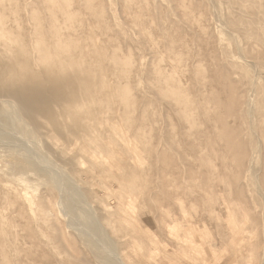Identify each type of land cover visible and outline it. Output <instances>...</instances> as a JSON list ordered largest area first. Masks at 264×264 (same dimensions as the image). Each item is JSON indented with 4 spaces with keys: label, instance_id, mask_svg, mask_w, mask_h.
I'll return each mask as SVG.
<instances>
[{
    "label": "rangeland",
    "instance_id": "obj_1",
    "mask_svg": "<svg viewBox=\"0 0 264 264\" xmlns=\"http://www.w3.org/2000/svg\"><path fill=\"white\" fill-rule=\"evenodd\" d=\"M0 2V264H264V0Z\"/></svg>",
    "mask_w": 264,
    "mask_h": 264
},
{
    "label": "bare ground",
    "instance_id": "obj_2",
    "mask_svg": "<svg viewBox=\"0 0 264 264\" xmlns=\"http://www.w3.org/2000/svg\"><path fill=\"white\" fill-rule=\"evenodd\" d=\"M2 1H3V0H2ZM44 1H45V0H44ZM46 1H47V0H46ZM0 3H1V2H0ZM50 3H52V2L50 1ZM50 3H49V5H50ZM0 7H1V6H0ZM13 7H14V6H13ZM2 9H3V8H2ZM49 9H51V8L49 7ZM13 11H14V10H13ZM14 12H15V11H14ZM12 13H13V12H12ZM67 14L69 15V13H66V15H67ZM1 15H2V17L4 16L3 14H1ZM10 15H11V14H10ZM70 15H71V14H70ZM33 16H34V14H33ZM51 16H52V15H51ZM62 16H63V15H62ZM71 16H73V15H71ZM69 17H70V16H68V17H66V18H69ZM73 17H74V16H73ZM5 18H6V17H5ZM36 18H38V17H36ZM50 18H51V17H50ZM64 18H65V14H64ZM66 18H65V19H66ZM70 18H71L70 21H73V20H72V17H70ZM6 19H7V18H6ZM10 19H11V18H10ZM31 19H32V18H31ZM53 19H54V18H52V20H50V23H51V21H52V25L54 26V25H55L54 23H56L55 21H56L57 19H56V17H55L54 21H53ZM4 20H5V19H4ZM4 20H3V21H4ZM33 20H34V18H33ZM38 20H40V19L38 18ZM38 20H37V21H38ZM37 21H36V22H37ZM67 21H68V19H67ZM32 22H33V21H32ZM53 22H54V23H53ZM9 23H10V22H9ZM38 23H39V22H38ZM38 23H37V24H38ZM6 24H7V22H6ZM38 25H39V24H38ZM50 25H51V24H50ZM52 25L50 26V28L52 27ZM20 26H21V24H20ZM39 26H40V25H39ZM4 27H5V26H4ZM56 27H57V26H56ZM15 28H16V27H15ZM37 28H38V26H37ZM59 28H60V31H61V27H59ZM9 29H10V27H9ZM18 29H19V27H18ZM35 29H36V28H35ZM52 29H53V27H52ZM52 29H51V30H52ZM55 29L57 30V28H55ZM16 30H17V28H16ZM16 30H15V31H16ZM38 30H40V29L38 28L36 31L39 32ZM53 30H54V29H53ZM56 30H55V31H56ZM1 31H2V30H1ZM5 31H6V30H5ZM15 31H14V32H15ZM34 31H35V30H34ZM57 31H58V30H57ZM37 32H36V33H37ZM10 33H11V31H10ZM34 33H35V32H34ZM52 33H53V31H52ZM57 33L59 34V32H57ZM4 34H5V33H4ZM53 34L55 35V33H53ZM40 35H41V34H40ZM50 35H51V34H50ZM10 36H11V35H10ZM37 36H39V35H37ZM41 36H42V35H41ZM56 36H59V35L56 34ZM4 38H5V37H4ZM6 38H7V37H6ZM6 38H5V39H6ZM9 38H10V37H9ZM13 39L15 40V38H13ZM39 39H40V38H39ZM41 39H43V38H41ZM19 40H20V39H19ZM58 40H59V39H58ZM15 41H16V40H15ZM38 41H39V40H38ZM0 42H1V41H0ZM39 42H40V41H39ZM20 44H21V43H20ZM39 44H41V43H39ZM62 44H63V42H62ZM5 45H6V44H5ZM23 45H24V44H23ZM34 45H36V44H34ZM42 45H44V44L42 43ZM58 45H59V44H58ZM63 45H66V44L64 43ZM44 46H45V45H44ZM46 46H47V45H46ZM51 46H52V45H51ZM55 46H56V45H55ZM59 46L62 47L61 45H59ZM36 47H37V45H36ZM40 47H41V46H39V48H40ZM56 47H58V46H56ZM39 48H38V49H39ZM54 49H55V48H54ZM34 50H35V49H34ZM40 50H42V49H40ZM43 52H44V51H43ZM43 52H42V53H43ZM56 52H57V51H56ZM44 55H45V54H44ZM48 56H49V54H48ZM48 56H46V58H47ZM51 56H52V55H51ZM46 58H45V60H44L45 62H46L47 59H49V58H47V59H46ZM50 59H51V58H50ZM57 59H58V57H57ZM49 61H50V60H49ZM28 93H29V92H28ZM24 95H25V94H24ZM28 96H29V95H28ZM23 97H24V99H23L24 101H25V99H26V104H27V105L21 103L22 105H26V107H27V106H29V104H30L31 102L33 103V101L31 100V99H33V97H32L31 99H29L30 96H29L28 98H27L26 96H23ZM23 97H22V98H23ZM25 97H26V98H25ZM22 98H21V99H22ZM23 100H21V101L23 102ZM35 105H36V104H35ZM50 105H51V104H50ZM30 106L33 107L32 105H30ZM22 107L25 108V106H22ZM31 107H29V108L27 107V108H28V109H31ZM37 107H39V106H37ZM41 107H42V106H41ZM23 110H24V109H23ZM33 110H34V109H33ZM26 111H29V110H26ZM97 112H98V111H97ZM27 113H28V112H27ZM30 113H31V112H30ZM33 119H34V117H33ZM38 120H39V119H38ZM38 123H39V122H38ZM49 123H50V122H49ZM50 137H51V136H50ZM0 141H1V140H0ZM4 142H5V141H4ZM110 151H111V150H110ZM4 161H5V160H4ZM2 162H3V161H2ZM114 163H115V162H114ZM0 165H1V164H0ZM118 167H119V166H118ZM7 169H8V168H7ZM9 170H10V169H9ZM9 172H11V171H9ZM47 173H48V172H47ZM25 174H26V173H25ZM51 174H52V173H51ZM36 175H37V174H36ZM8 177H9V176H8ZM7 179H8V178H7ZM4 181H5V180H3V177L0 176V183H2V182H4ZM66 181H67V180H66ZM7 182H8V181H7ZM9 183H10V182H9ZM14 183H15V182H14ZM2 184H3V183H2ZM26 185H27V184H23V185H21V188H20L18 191H16V193L14 194V198H15L14 201H15L17 198H18V199L20 198V199H22V200H24V201H28V199H29V195L27 194V191H26L28 186H26ZM111 185H112V184H111ZM0 194H1V193H0ZM18 199H17V200H18ZM17 200H16V201H17ZM121 202H122V201H121ZM123 202H124V201H123ZM123 202H122V203H123ZM22 203H23V201H22ZM125 203H126V202H125ZM121 205H122V204H121ZM121 207H123V206H121ZM19 208H20V207H19ZM23 208H24V207H22V209H23ZM119 208H120V207H119ZM123 208H124V207H123ZM20 209H21V208H20ZM119 210H120V209H119ZM121 210H122V209H121ZM19 212H20V211H19ZM124 212H125V211H124ZM125 213H126V212H125ZM121 214H122V213H121ZM129 215H130V214H129ZM124 216H125V215H124ZM125 217H126V216H125ZM128 218H129V216H128ZM0 219H1V218H0ZM3 219H4V218H3ZM122 219H123V218H122ZM1 221H2V220H1ZM1 221H0V222H1ZM0 229H1V228H0ZM137 229H138V228H137ZM230 230H231V228H230ZM231 231H232V230H231ZM137 232H139V231L137 230ZM0 233L3 234L2 232H0ZM146 233H147V232H146ZM229 233H230V231H229ZM144 234H145V233H144ZM184 236H185V235H184ZM1 237H2V235H1ZM2 249H4V248H2ZM0 254H1V253H0ZM4 256H5V255H4ZM2 257H3V256H2ZM143 259H144V258H143ZM147 260H148V259H147ZM147 260H146V261H147ZM2 261H3V260H2ZM143 261H144V260H143ZM3 262L5 263V259H4Z\"/></svg>",
    "mask_w": 264,
    "mask_h": 264
}]
</instances>
